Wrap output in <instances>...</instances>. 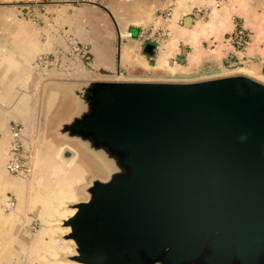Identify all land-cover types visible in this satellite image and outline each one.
<instances>
[{
    "label": "water",
    "instance_id": "1",
    "mask_svg": "<svg viewBox=\"0 0 264 264\" xmlns=\"http://www.w3.org/2000/svg\"><path fill=\"white\" fill-rule=\"evenodd\" d=\"M60 89L72 108L53 133L96 170L58 220L67 262L264 264V84L230 75Z\"/></svg>",
    "mask_w": 264,
    "mask_h": 264
},
{
    "label": "crops",
    "instance_id": "2",
    "mask_svg": "<svg viewBox=\"0 0 264 264\" xmlns=\"http://www.w3.org/2000/svg\"><path fill=\"white\" fill-rule=\"evenodd\" d=\"M214 1L0 0V264H71L64 259L71 245L60 240L65 231L57 223L96 170L53 133L72 108L60 86L230 75L264 84V0H223L219 8ZM168 6L166 36L150 49L146 35L163 25ZM234 19L246 32L243 55L229 43ZM73 45L85 53H71ZM43 57L49 60L37 61ZM12 123L29 150L26 175L4 169Z\"/></svg>",
    "mask_w": 264,
    "mask_h": 264
},
{
    "label": "built area",
    "instance_id": "3",
    "mask_svg": "<svg viewBox=\"0 0 264 264\" xmlns=\"http://www.w3.org/2000/svg\"><path fill=\"white\" fill-rule=\"evenodd\" d=\"M223 0H215L212 4L213 8H219L222 5ZM171 12V7L168 6L165 8L161 13V21L163 25L158 26L150 30L146 35V40L150 41L153 45V48H157L166 36V26L165 23L169 20ZM208 12L207 8L201 9L197 11V13L201 17H205ZM128 36H130L128 34ZM246 42V32L241 24L237 19L233 21V30L229 36V43L232 45L233 51L243 55L244 53V44ZM86 49L84 47H79L73 45L71 47V53L73 54H84ZM49 59L46 57L37 58L38 62L48 61ZM9 133H10V142L8 145L9 151V158L4 163L5 171L10 175H19L24 174L26 175L29 172L28 166V158H29V150L28 147L23 144L22 139V132L21 128L18 124L12 123L9 126ZM13 206L12 199L9 200L4 204L6 209H9ZM22 264V263H17Z\"/></svg>",
    "mask_w": 264,
    "mask_h": 264
},
{
    "label": "clouds",
    "instance_id": "4",
    "mask_svg": "<svg viewBox=\"0 0 264 264\" xmlns=\"http://www.w3.org/2000/svg\"><path fill=\"white\" fill-rule=\"evenodd\" d=\"M245 139H246L245 136H241V137H240V140H241V141H244Z\"/></svg>",
    "mask_w": 264,
    "mask_h": 264
},
{
    "label": "rangeland",
    "instance_id": "5",
    "mask_svg": "<svg viewBox=\"0 0 264 264\" xmlns=\"http://www.w3.org/2000/svg\"><path fill=\"white\" fill-rule=\"evenodd\" d=\"M80 196V195H79ZM80 198H83V196H80ZM58 224V223H57Z\"/></svg>",
    "mask_w": 264,
    "mask_h": 264
}]
</instances>
